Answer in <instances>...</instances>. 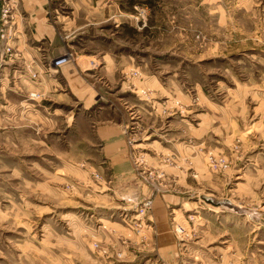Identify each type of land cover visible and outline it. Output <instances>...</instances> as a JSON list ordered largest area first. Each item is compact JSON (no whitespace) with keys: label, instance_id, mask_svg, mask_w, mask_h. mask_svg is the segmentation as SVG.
<instances>
[{"label":"rangeland","instance_id":"rangeland-1","mask_svg":"<svg viewBox=\"0 0 264 264\" xmlns=\"http://www.w3.org/2000/svg\"><path fill=\"white\" fill-rule=\"evenodd\" d=\"M79 2L0 61V264H264V0Z\"/></svg>","mask_w":264,"mask_h":264},{"label":"crops","instance_id":"crops-1","mask_svg":"<svg viewBox=\"0 0 264 264\" xmlns=\"http://www.w3.org/2000/svg\"><path fill=\"white\" fill-rule=\"evenodd\" d=\"M102 1L85 0L83 3V0H80L77 5L80 8L86 5V7L88 6V10H90L91 5L101 9ZM69 3H71V0H0V8L2 4H9L11 7L10 29L13 33V39L10 46L13 48V52L17 54L6 62L5 66L13 63L23 65L29 60L38 62L39 56L43 52L49 58H57L60 54H64L69 50L63 40L64 34L59 31L60 28L64 30V27H61L59 23L65 26L63 19L70 20V17L59 14V9L56 7L58 5L66 6ZM56 13L59 14L58 17ZM71 13L74 15V12ZM87 15L90 16L89 14ZM50 16L53 18V21L50 19ZM81 28L83 27H77L75 30H80ZM27 57L33 58L28 59ZM128 122L129 119L124 117L122 123L128 124ZM107 130H109L107 126L102 128V132ZM120 144H122V141L119 139L111 142V146L120 147ZM118 164L116 168L120 172H127L130 169L128 162L125 160H122Z\"/></svg>","mask_w":264,"mask_h":264},{"label":"built area","instance_id":"built-area-1","mask_svg":"<svg viewBox=\"0 0 264 264\" xmlns=\"http://www.w3.org/2000/svg\"><path fill=\"white\" fill-rule=\"evenodd\" d=\"M10 8L9 4H2L0 8V61H3L11 53L10 43L13 39V33L10 29Z\"/></svg>","mask_w":264,"mask_h":264}]
</instances>
